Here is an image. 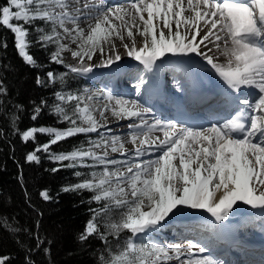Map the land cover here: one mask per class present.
Returning <instances> with one entry per match:
<instances>
[{
	"label": "snow or ice",
	"instance_id": "obj_1",
	"mask_svg": "<svg viewBox=\"0 0 264 264\" xmlns=\"http://www.w3.org/2000/svg\"><path fill=\"white\" fill-rule=\"evenodd\" d=\"M82 20L94 21L87 34L80 27ZM0 27L11 32L17 55L29 67H43L30 52L34 44L55 47L49 62L67 71H48L49 84L57 79L63 83L69 73L86 76L96 68L118 65L122 56L116 39L126 56L138 62L130 83L132 99L114 96L106 83L100 92L88 88L56 91L51 106L43 98L38 104L31 102L33 122L49 108L57 123L68 125L65 128L34 124L21 130L19 113L24 106L20 104L13 105L10 117L13 134L35 145L25 154V163L39 165L43 153L58 165L51 169L53 173L61 167L91 169L90 173L73 171L78 182L63 185L60 191L92 193L88 202L97 207L89 208L91 216L78 238L83 242L99 237L104 250L97 257L98 264H227L223 250L242 245V231L264 234V0H127L124 5H109L106 0L82 5L80 0H6L0 6ZM137 36L142 38L141 45L136 43ZM67 37L77 44L78 50L71 53L79 61L76 66L64 64L62 58L68 49L61 41ZM0 48H7L6 39ZM214 50L228 57L226 64L216 62L210 54ZM97 52L101 61L91 63ZM205 70L222 82L216 93L196 92ZM162 73L175 92H196L202 111L193 115L181 106L167 120L152 115L153 109L144 107L140 97L158 85ZM36 83L46 81L37 74ZM6 94L0 82V96ZM100 98L114 101L110 109L108 105L100 109L101 116L111 110L120 119L138 121L127 125V135L135 145L132 151L124 148L120 135L110 129L100 131L105 126L93 115L96 109L84 103ZM157 131L162 137L153 135ZM98 132L100 138L89 139L88 147L82 143L69 152L51 151L66 139ZM38 135L49 139L37 143ZM101 147L105 151L99 155L95 149ZM109 149L123 159L108 158ZM16 163L23 187L22 166ZM24 191L26 203L42 219L43 213ZM58 195L53 197L47 188L39 191L45 202H58ZM241 205L247 207L246 213L241 212ZM238 215L241 223L233 225L231 217ZM178 216L193 217L182 221L184 229L177 233L187 238L186 250L155 238ZM0 219V227L11 233L24 231L35 240L36 247L29 248L25 257V264H34L31 253L45 244L40 219L35 221L34 233L14 227L15 217L12 223L7 216ZM51 243L44 248L46 256ZM11 258L0 257V264ZM258 264H264V256Z\"/></svg>",
	"mask_w": 264,
	"mask_h": 264
},
{
	"label": "trees",
	"instance_id": "obj_2",
	"mask_svg": "<svg viewBox=\"0 0 264 264\" xmlns=\"http://www.w3.org/2000/svg\"><path fill=\"white\" fill-rule=\"evenodd\" d=\"M6 0H0V6H3ZM42 25V21L35 22ZM31 39H35L33 34ZM6 39L7 48H0V82L7 89V94L0 96V218L7 216L9 222L15 217L14 227L28 228L35 232V221L40 219V234L45 237V244L39 251L31 253V259L34 264H98L97 257L104 250V245L97 236L89 237L81 242L79 235L84 231L85 223L90 218V207H97L96 204H89L92 195L90 192H61L63 185L74 184L78 178L73 176V171L88 172L89 169H66L53 173L52 168L58 165L50 162L45 154H41V162L37 164L25 163V154L30 152L35 145L31 142L25 144L20 136L12 132L10 117L15 112L13 105L20 104L24 106V111L19 113V128L35 126H53L57 128L67 127L66 123H57V118L49 114V108H45L39 118L33 122L30 119L32 101L37 104L41 99L48 101L51 106L54 102V93L67 88L76 91L81 85L79 76L69 73L63 83H47L45 74L48 71H56L59 66L49 62V54L54 51L53 46L47 49L41 48L39 44H34L30 52L36 58L38 64L43 67L32 68L24 63L17 55L14 48L13 35L6 28L0 27V42ZM66 72V71H64ZM39 74L45 79L44 85H37L36 76ZM94 134H80L66 139L56 145H53V152H69L73 147L82 143L86 147L87 141ZM39 143L49 139L48 136L38 135ZM22 166L23 187L19 180ZM65 164L67 161L64 162ZM47 169V171H46ZM81 177L79 179H84ZM47 188L53 197L58 195V202L54 199L52 202H45L39 196L41 189ZM29 194L31 204L43 213L41 219L32 207L25 201V191ZM0 219V224H2ZM101 231H104L101 228ZM127 233L122 234L123 240ZM17 239L19 243H17ZM51 240L50 255H45L44 248L49 247L48 241ZM109 240L113 245L116 244L111 236ZM36 242L30 239L24 231L11 233L4 227H0V257H12L7 264H25V257L29 255L28 249H34Z\"/></svg>",
	"mask_w": 264,
	"mask_h": 264
},
{
	"label": "bare ground",
	"instance_id": "obj_3",
	"mask_svg": "<svg viewBox=\"0 0 264 264\" xmlns=\"http://www.w3.org/2000/svg\"><path fill=\"white\" fill-rule=\"evenodd\" d=\"M82 1H83V3L85 1L91 2V3H97L98 2V0H82ZM115 1L116 0H106V3L109 5H114ZM117 1H118L117 2L118 4H116V5H124V4H126L125 2H127V0H122V1L117 0ZM93 24H94V21L90 25H93ZM119 42H120L119 39H117L118 44H120ZM125 42H128V41L126 40ZM118 44H117V47H119ZM130 59L131 58L126 57L123 61L121 60L117 66H115V69H117V75L115 78V82L116 81L121 82L123 80L122 84L124 85L126 83L125 82L126 80H128V82L132 81V78L135 74V72L133 73V71H134L133 69L135 66L131 65V63H134V62L130 63V61H129ZM215 59H216L217 63H218V61H221L223 64H226V62L224 60H222L221 58L220 59L215 58ZM97 70L98 69L96 68V70H94L95 73H93V76L95 78L98 77L97 73L99 75L101 73H103V71L101 69H99L101 71H97ZM112 70L113 69H111V71ZM104 72H106V71H104ZM127 77H129V78H127ZM202 77H201V79H203ZM95 78H93L92 80H94ZM201 79L199 82L200 84L198 85V88L196 89V92H202L205 94H213V93H216L222 87V82L218 79V77L214 78L212 76L207 81H201ZM97 80H99V81L102 80L101 76H99V79H97ZM107 84L109 85L110 83H107ZM162 89H163V85H161V83L158 82V85L152 88V94L151 95L143 94L140 97V103L144 107H147V105L153 107V113L152 114H156V116L154 115L156 118H161V119L167 120L170 117H173L174 115H176L178 108L181 106L186 108L187 111L193 115L200 113L202 111V105L199 101V97L196 94V92H194L192 89H187L184 92L185 96L183 98H181L180 96L177 97L174 95L176 92H174L175 90L168 83V80H166L165 87L163 90ZM101 90H103V89H101ZM112 94H114L116 97H120V98H127V97L133 96L132 91L129 89V87L128 88H126V87L125 88H116L114 93H112ZM100 100H105V99L100 98ZM109 121H108L109 126L105 125V127H104L105 131L107 129H110L111 133L113 135H120L121 142L125 143L124 140H125V137H127L128 130L122 131L120 129H117V127L119 126L120 123L114 124L113 123L114 121L113 120L111 121V119ZM136 121L137 120H135V122ZM102 130L103 129L101 128L100 131H102ZM154 134H156V136L162 137V133H160L158 131L155 132ZM105 138H107L110 142V139L108 137H105ZM134 146L135 145H133L132 148H134ZM126 147H127V145L124 144V148H126ZM121 158L123 159L122 156H121ZM247 211H248L247 207L241 205V212L246 213ZM196 215L199 216V215H203V214L202 213H196ZM192 218H193L192 216H187L186 218H185V216H178V217L173 218L174 223L170 222L169 225L166 226V227L169 226V228H168L169 230L166 231V234H168L169 236H172V238H170V240H169V243L178 244L175 242L177 239H178L179 243H182L184 241V239H187V238H181L179 235H177V233L181 232L184 229V225L180 222L186 221V220H189ZM231 223L233 225H237V224L241 223V216H239V215L234 216V219H231ZM177 224H179V225H177ZM172 227H174L173 230H170V228H172ZM165 230L166 229L164 228V230L159 232L157 235L161 234L160 236H162L164 238V236H166V235H162V234L165 232ZM255 232L256 231H252V230L242 231L240 233V237L243 241L242 245H240V246L233 245V246L223 250L224 256L226 255L224 253L230 254V257H228L229 259L227 260V261H229V264H234V260L240 261L237 264H258L261 257L264 256V235L263 236H255L256 235ZM174 236H175V238H174ZM157 237H155V238H157ZM182 244H184L186 246H181L180 244L179 245L181 246V248L186 250L188 248V243L183 242Z\"/></svg>",
	"mask_w": 264,
	"mask_h": 264
},
{
	"label": "rangeland",
	"instance_id": "obj_4",
	"mask_svg": "<svg viewBox=\"0 0 264 264\" xmlns=\"http://www.w3.org/2000/svg\"><path fill=\"white\" fill-rule=\"evenodd\" d=\"M122 1V0H121ZM86 2V1H85ZM100 2V0H98V2L97 3H99ZM118 1L116 0L115 1V4L114 5H116V4H118L117 3ZM80 3H81V5L83 4V1L82 0H80ZM125 3H127V2H125ZM93 22V20H82L81 22H80V27L81 28H83L84 30H85V33L87 34V32L89 31V28H88V26L91 24ZM68 28H72L73 27V25H71V24H68V25H66ZM61 31V36L63 37L64 36V33H63V31L62 30H60ZM120 41V40H119ZM64 45H66V47H67V51H65V52H63L62 53V58H63V61H64V64H66V65H70V66H76L78 63H79V61H78V59L77 58H74L72 55H71V53L73 52V51H76V50H78V48H77V44L76 43H73L72 42V39H71V37H67V38H64V39H62V41H61ZM115 42V44H116V48H117V50L119 51V54L122 56V61L127 57L126 56V53H125V50H124V48H123V46H122V43H121V41L119 42L120 44H118L117 43V39L114 41ZM129 42V41H128ZM136 43H137V45H141L142 44V38L141 37H139V36H137L136 37ZM117 44L119 45V47H117ZM122 46V47H121ZM107 47V46H106ZM53 49L55 50V47L53 46ZM216 52V53H215ZM210 54H212L213 56H214V59L215 58H218V59H222V60H224L226 63H227V60H228V57H226V56H224V55H222V53L220 52V51H213V53H210ZM216 54V55H215ZM124 57V58H123ZM220 57V58H219ZM101 59H102V57L100 56V54L97 52L96 53V55L94 56V59H93V61H91V63H99L100 61H101ZM216 60V59H215ZM130 61V63L131 62H134V63H131V65H133V66H135L134 67V71H133V73L135 72L136 73V71L138 70V68H139V65H138V62H136V61H134L133 59H130L129 60ZM85 62L87 63L88 61H87V59L85 58ZM120 63V62H119ZM218 63H221V64H223L221 61H218ZM56 66H59V68H57V70L56 71H54L55 73H63L64 71H67V69L66 68H64L63 66H61V65H57V64H55ZM115 66H117V65H114L113 66V70L111 71V69H108V68H103V67H99V68H97L98 70L97 71H103V73H101L100 75L97 73V76L98 77H96L97 79H99V76H101V79L102 80H97L94 76H93V73H95V71L93 72V73H90V74H88V75H86V76H79V78H80V81H81V85L80 86H78L76 89L78 90H82V89H84V88H88L89 90H90V92H100L101 91V89H104L103 87L105 86V84L106 83H110L109 84V88H110V90H111V93H114V91H115V89L116 88H128L129 87V89L132 91V97H127V98H129V99H132V98H134V90H133V88L132 87H130V83L131 82H128V80H126L125 82V84L123 85L122 84V81L120 82V81H116L115 82V78H116V75H117V69H115ZM103 68V69H102ZM99 69H101V70H99ZM96 70V69H95ZM104 71H106V72H104ZM203 77V79H201V81H207V80H209L210 79V77H214V78H217V76L211 71V70H205V73L202 75ZM93 78H95L94 80H92ZM125 78V77H124ZM127 78H129V77H127ZM169 78L164 74V73H162L161 74V77H160V79H159V82L161 83V85H163V89H164V87H165V82H166V80H168ZM57 81L58 82H60L58 79H57ZM56 81V82H57ZM215 81V80H214ZM206 83V82H205ZM200 84V83H199ZM162 89V90H163ZM64 90H69V89H67V88H64ZM175 92V91H174ZM145 94H148V95H151L152 94V89H150L147 93H145ZM114 95V94H113ZM175 96H177V97H181V98H183L184 96H185V93H183V94H179V93H175L174 94ZM115 96V95H114ZM84 103H89L90 104V107H92L93 109H97V110H95L94 112H93V115L95 116V118L97 119V121L99 122V124L100 125H103V126H105V125H108L109 126V123H108V121L111 119V121L113 120L114 122V124H119V126L117 127V129H120V130H122V131H126V130H128V128H127V125L128 124H130V123H136V122H138V121H136L135 122V118H133V119H120L119 117H116V116H114L113 114H112V111L111 110H107V111H104V114H103V116H101V114H100V109H102L103 107H104V105H108L109 106V109L114 105V101H112V102H109V101H107L106 99L105 100H100V99H94L93 101H91V102H89V101H87V100H85L84 101ZM163 103V102H162ZM71 106L72 105H68V106H66V107H68V108H71ZM97 107V108H96ZM147 107H151L152 109H153V107L152 106H149V105H147ZM156 110V109H155ZM152 115H155L156 116V114H152ZM100 117V118H99ZM171 118V117H170ZM104 119V120H103ZM103 120V121H102ZM110 122V121H109ZM117 122V123H116ZM67 125V124H66ZM68 126V125H67ZM103 130L102 131H105V128H102ZM94 135L92 136V138L91 139H93V140H96V139H99L100 137H99V132L98 133H93ZM154 136H156V134H153ZM109 139H110V137H108ZM105 139H107V138H105ZM108 140V139H107ZM37 143H39V140H38V137H37V141H36ZM124 142L125 143H123V144H125V145H127V147L125 148L126 150H128V151H132L134 148H132V142H131V138H130V136L129 135H127V137H125V140H124ZM89 145H88V143L86 144V147H88ZM135 147V146H134ZM95 151L97 152V154H99V155H102L103 153H104V151H105V149L103 148V147H101V148H98V149H95ZM42 154V153H41ZM40 154V155H41ZM108 158H110V159H122L121 158V155H120V153H111L110 152V149L108 150ZM97 170H99V169H97ZM90 171H91V169H89L88 170V172H86V173H90ZM130 198V197H129ZM203 214V213H202ZM204 215V214H203ZM187 216H185V218H186ZM231 219H234V216L233 217H231ZM181 223V222H180ZM169 225V224H168ZM177 225H179V224H177ZM181 226V225H180ZM169 226L168 227H165V232L162 234V235H166V236H164V238L162 237V236H160L161 234H159V235H157L156 237L158 238H156V240H158V241H161V242H165V241H167L168 243H169V240H170V238H172V236H169L168 234H166V231H168L169 229ZM173 228L174 227H172V228H170V230H173ZM180 228V227H179ZM255 236H263L264 234H262V233H260V232H258V231H256L255 232ZM174 238H175V236H174ZM176 240V239H175ZM176 243H178V244H180L181 246H186V245H184V244H182L183 242H185V243H187V239H184V241L182 242V243H179V241H178V239L175 241ZM224 254H226L225 256L223 255V258L227 261L229 258L228 257H230V254L229 253H224ZM240 261H235L234 260V264H237V263H239ZM176 264L177 262L176 261H171V262H169V264ZM227 264H229V261H227Z\"/></svg>",
	"mask_w": 264,
	"mask_h": 264
}]
</instances>
